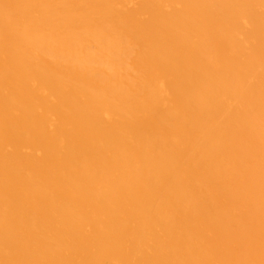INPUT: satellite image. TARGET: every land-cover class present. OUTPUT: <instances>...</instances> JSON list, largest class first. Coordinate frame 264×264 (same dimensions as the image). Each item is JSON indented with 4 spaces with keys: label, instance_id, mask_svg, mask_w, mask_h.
<instances>
[{
    "label": "bare ground",
    "instance_id": "1",
    "mask_svg": "<svg viewBox=\"0 0 264 264\" xmlns=\"http://www.w3.org/2000/svg\"><path fill=\"white\" fill-rule=\"evenodd\" d=\"M0 264H264V0H0Z\"/></svg>",
    "mask_w": 264,
    "mask_h": 264
}]
</instances>
